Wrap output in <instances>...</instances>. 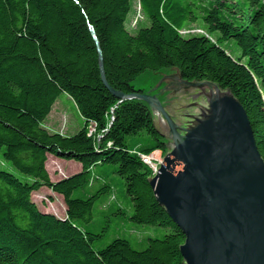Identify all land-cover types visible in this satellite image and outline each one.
Here are the masks:
<instances>
[{
  "label": "trees",
  "instance_id": "1",
  "mask_svg": "<svg viewBox=\"0 0 264 264\" xmlns=\"http://www.w3.org/2000/svg\"><path fill=\"white\" fill-rule=\"evenodd\" d=\"M132 1L0 0V264H183L185 236L154 197L148 182L153 171L136 154H165L166 141L147 103H119L105 87L90 28L112 89L126 96L144 93L133 86L139 76L173 69L186 81L217 83L244 107L264 159V0H138L150 25L134 33L127 26ZM199 20L219 35L216 41L181 34ZM230 40L240 59L221 47ZM61 94L85 120L74 135L44 127ZM51 155L82 169L53 182L46 168ZM3 162L28 179L7 171ZM98 165L116 166L108 178L123 180L131 223L164 231L149 236L145 250L120 237L95 250L104 230L89 232L77 223H89L96 201L111 190L105 182L89 192L100 181L93 175ZM42 188L64 197L66 218L38 208L32 195ZM116 212L124 215L121 208Z\"/></svg>",
  "mask_w": 264,
  "mask_h": 264
},
{
  "label": "water",
  "instance_id": "2",
  "mask_svg": "<svg viewBox=\"0 0 264 264\" xmlns=\"http://www.w3.org/2000/svg\"><path fill=\"white\" fill-rule=\"evenodd\" d=\"M121 103L148 104L166 141L163 162L148 178L154 197L185 236L183 264H264V159L248 115L230 89L186 81L178 69L146 72Z\"/></svg>",
  "mask_w": 264,
  "mask_h": 264
},
{
  "label": "rangeland",
  "instance_id": "3",
  "mask_svg": "<svg viewBox=\"0 0 264 264\" xmlns=\"http://www.w3.org/2000/svg\"><path fill=\"white\" fill-rule=\"evenodd\" d=\"M149 25L150 21L147 17H144L139 5V1L133 0L132 12L127 22L128 28L134 33L137 29L145 28ZM181 34L185 38L206 36L213 41H216L219 37L218 34L213 35L209 33L207 27L201 20L197 21L196 23L188 24ZM221 47L227 50V52L234 58H241V51L233 40L223 42ZM137 91H143L145 93V90L142 89H138ZM262 93L264 95V88L262 89ZM84 125L85 120L76 108L74 102L67 94H61L53 106L51 114L45 121L44 127L51 133L74 135L78 133L84 127ZM95 131L94 125H90L88 129V135L92 136ZM100 138L101 136L99 135L98 139ZM126 140L128 144H134L135 137L128 136ZM109 144L111 143H108V145ZM155 153L157 154L155 159L157 161H161L162 163L164 154L160 150H157L152 154ZM136 154L139 157H141L140 155H146L139 152ZM160 164L158 166H160ZM3 165L7 171L11 172L19 179L23 181L28 179L26 176L15 170L10 163L3 162ZM80 166L81 164L78 162L58 159L52 155L48 157L46 162L47 171L53 182L60 181L59 179L66 175L73 176L79 173ZM148 166L152 169L154 175V168L152 165ZM115 168L116 166L113 165H98L93 168V175L95 176L94 178L99 177L100 181H95L93 188L90 189L89 192H96L104 185L105 182L110 184L111 190L109 193L102 195L96 201L93 208L92 219L89 223H85L83 221H78L77 223L79 226L89 232L99 233L104 230L103 238L98 240L93 245L95 250L105 248L112 242V240L120 237L127 239L135 250L143 251L147 248V239L149 236L161 237L164 235V231L157 227L140 226L131 223L129 218L133 214V209L130 197L125 192L123 180L116 174L111 178H108L109 174ZM79 196L80 195L78 194L75 195V197ZM112 198H115L116 200H112ZM32 200L42 212L53 214L60 219L61 217H63L62 219L66 218L67 207L62 195L53 193L48 188H42L38 192L33 193ZM119 208L123 210L124 215L116 212ZM132 230H135L136 234H132Z\"/></svg>",
  "mask_w": 264,
  "mask_h": 264
},
{
  "label": "built area",
  "instance_id": "4",
  "mask_svg": "<svg viewBox=\"0 0 264 264\" xmlns=\"http://www.w3.org/2000/svg\"><path fill=\"white\" fill-rule=\"evenodd\" d=\"M109 145H111V144H109ZM155 156H157L156 153L155 154H151V155H142V158L143 159H146V161H149L150 162V165H152V167L154 168V174L157 173V167L161 163V161H159V160L157 161L155 159Z\"/></svg>",
  "mask_w": 264,
  "mask_h": 264
},
{
  "label": "crops",
  "instance_id": "5",
  "mask_svg": "<svg viewBox=\"0 0 264 264\" xmlns=\"http://www.w3.org/2000/svg\"><path fill=\"white\" fill-rule=\"evenodd\" d=\"M50 157V156H49ZM56 160V159H55ZM57 161H59V160H57ZM59 162H61V161H59ZM80 168V171H81V169H82V166H80L79 167ZM59 177H61V176H59ZM68 177H70L69 175H66V176H64V177H62L61 179H59V180H62V179H64V178H68ZM63 217H61V219H62Z\"/></svg>",
  "mask_w": 264,
  "mask_h": 264
},
{
  "label": "bare ground",
  "instance_id": "6",
  "mask_svg": "<svg viewBox=\"0 0 264 264\" xmlns=\"http://www.w3.org/2000/svg\"><path fill=\"white\" fill-rule=\"evenodd\" d=\"M140 156H141L140 158H141V160H142V162H143L144 164L150 165L149 161H146V159H143V158H142V155H140Z\"/></svg>",
  "mask_w": 264,
  "mask_h": 264
}]
</instances>
